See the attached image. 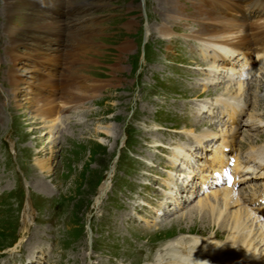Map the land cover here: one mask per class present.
<instances>
[{"label":"rangeland","instance_id":"obj_1","mask_svg":"<svg viewBox=\"0 0 264 264\" xmlns=\"http://www.w3.org/2000/svg\"><path fill=\"white\" fill-rule=\"evenodd\" d=\"M176 3L64 0L62 6H55L59 9L32 6L13 14L2 32L0 0V264H152L163 255L162 245L183 234L179 228L186 230L181 223L160 227L179 213L168 222H154L164 212L159 205L171 207L165 203L169 195L164 190L173 184V177L177 181L179 170L169 164V149L156 150L159 144L151 145L153 139L174 146L191 144L181 134L185 129L195 131L191 100L212 99L221 95L224 86L202 84L201 69L210 60L195 51L196 44L183 39V34L197 28V22L184 15L186 9L190 12L191 1L182 2L184 12ZM68 5L71 11L66 10ZM42 14L62 21L60 40L43 42L49 47L47 55L35 47L42 40L36 44L30 37L42 31L31 32L26 20L40 21ZM225 16L232 18L230 12ZM161 24L172 31V39L159 38L155 29ZM14 26L19 41L14 62L17 75L11 79L17 85L10 87L5 43ZM125 46L129 48L123 52ZM55 47L62 58L55 63L59 71L53 73L56 67L48 59L49 49ZM242 49L251 60L252 54ZM72 51L85 56L69 60L67 54ZM38 68L41 73L35 71ZM61 71L62 79L58 78ZM51 75L57 82H63V77L76 82L72 85L78 90L84 85V90L65 91L72 104H63L58 99L61 84L46 89L42 82ZM259 76L264 77V68ZM259 84L264 88V78ZM260 95L261 109L264 95ZM46 96L55 98L49 106L30 104ZM53 118L57 127L45 128ZM204 119L196 126L207 134L209 123ZM106 128L109 135L104 133ZM54 134L59 137L50 142ZM259 135L264 137V131ZM111 173L108 190L98 203L95 199ZM27 204L28 226L23 217ZM150 207L159 213L154 215Z\"/></svg>","mask_w":264,"mask_h":264},{"label":"bare ground","instance_id":"obj_2","mask_svg":"<svg viewBox=\"0 0 264 264\" xmlns=\"http://www.w3.org/2000/svg\"><path fill=\"white\" fill-rule=\"evenodd\" d=\"M1 1L3 3L2 20H4V25L1 26L3 32L7 30L13 14L19 15L24 11H28L27 8L32 6L35 8H40V6L49 8L51 6L54 9H59L55 6H62L64 0H38L39 3L37 2V4L32 3L35 0ZM182 2L190 4V7H188L190 12L187 9L184 12L185 8L182 7ZM177 6L184 12L186 19L197 22L196 31L183 34L185 35L183 39L187 43L193 42L196 44L193 47L195 51H199L206 60L207 58L210 60L209 65L201 67L203 71L201 74L204 76L202 84L205 87H210V85L224 87L221 95H217L212 99L199 102H196V99L191 100L195 133L192 128L181 131L183 136H187L186 139H191H188V143L191 144L179 143L174 146L170 143L162 144L157 139H153L155 143L152 144L151 142L152 147L159 144L156 150L161 147L169 149V164H171L173 170H179L177 181L174 180V177L171 178L173 184H167V188L164 190L169 195V197L164 198L165 203H169L171 207L159 205V208L162 209L163 207L164 212L160 213L161 216L159 215L161 219L159 221L155 219L154 222H168L170 217L179 213V216L176 215L175 220L160 227L165 228L174 224H176L174 226H178L181 223L186 228V230L179 228L181 229L179 233L183 234L162 245L163 255L156 256L152 264H264V217L261 213H259L261 215H258L253 212L256 198L260 197V190L264 187L262 178L264 173V137L259 135L261 130L264 131V102L261 109L258 108V101L262 100L260 93L262 92L264 95V88H261L259 84L264 78L259 76L260 71L264 68V62L255 65L254 61H251L249 65V60L248 63L240 61V57L242 58L245 54L242 52V48L257 56L258 61H264V0H177ZM220 6H223V8L221 7V13L219 12ZM239 6L245 7L244 11L238 13ZM71 7L72 5H68L66 10L71 11ZM229 12L231 13V19L225 16V13L229 14ZM182 17H184L183 14ZM41 19L40 21L32 18L26 20L31 32L35 29L42 31V34L38 36L31 33L30 37L33 38L31 41L36 43L42 40L41 44L38 46L36 43L35 47L43 48L45 54H48L47 48L49 47L45 48L43 42L50 44L53 41L60 40L62 21L44 14L41 15ZM70 23L76 24V21L72 20ZM16 27L14 26L8 32L5 43V46H7L5 47L7 62L12 64L8 65L9 69L6 73L10 87H16L17 85L16 79L15 81L11 79V76L17 75L14 64L18 56L15 49H17L19 41L14 33ZM131 27L132 24L129 22L128 28L131 29ZM155 32L163 40L172 39L170 38L172 31L165 24L159 25ZM148 36L149 31L147 28L146 38ZM251 36H253L252 40ZM128 48L125 46L123 52L127 51ZM49 50L50 59L48 60L53 59L52 63L54 64L52 66L56 67V71H53V73H56L59 69L55 63L62 58V55L58 56L59 47L50 48ZM78 51L69 52L67 54L71 55L69 60L85 56V53ZM246 65H249V68ZM254 67V76L249 77V70ZM0 69L2 70L1 66ZM35 71L41 73L39 68ZM68 72H64L65 77ZM61 75L62 71L58 78L62 79ZM258 76L260 77L259 82L256 81ZM37 77H39V74H37ZM65 77H63V82H57L56 76L51 75L42 82H44L46 89H51L52 85L58 88L61 84L62 88H60L63 90L58 99L61 100V103L64 100L63 104H72L69 101L71 97L68 100L63 94H65V91L72 89L76 82L70 83V80L66 81ZM40 82L41 80L37 84H41ZM83 86L79 90L75 87L72 90L79 92L81 89L84 90ZM39 89L35 90L38 92ZM53 90L56 91V88ZM207 92L210 94L211 89H207ZM39 94L42 96L44 93L40 92ZM47 97L36 99L30 104L37 105V107L39 105L49 106L55 98ZM250 105H253V109L251 108L249 111ZM256 110L259 113L255 112ZM60 113L61 108L58 115H61ZM210 116L213 117L212 120H210ZM204 118H207L206 120L209 123L206 129L207 134L201 133L203 130L199 128V125L196 126ZM243 118L245 119L243 124L246 126L244 125L245 128L240 133V129L244 127L240 122ZM54 121V118L52 121L50 120V124L47 121L44 125L45 128L53 129L57 127ZM104 130L106 135L110 134V128ZM50 137V142H54L59 136L56 137V134H54ZM100 142L103 143V140L100 139ZM234 158L237 165L243 164V169H245V165H248L249 170L253 171L250 175L246 172L248 174L237 182L236 188L230 189L227 187L223 168L227 166L229 160ZM212 170H215V173H218L223 179H214ZM44 172L46 173V171ZM111 177L112 173L102 184L95 199L98 203L107 192ZM155 177L159 178L158 176ZM242 186L243 188H241ZM187 204H190V206H186ZM27 210H29V204H27L23 216L26 226H28V218H30ZM150 210L154 215L159 213L154 207H150ZM259 210L264 211V208Z\"/></svg>","mask_w":264,"mask_h":264}]
</instances>
